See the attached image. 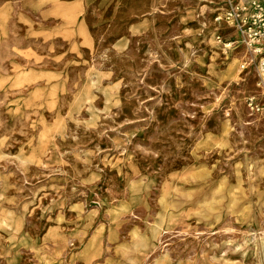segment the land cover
Instances as JSON below:
<instances>
[{
    "label": "rangeland",
    "instance_id": "rangeland-1",
    "mask_svg": "<svg viewBox=\"0 0 264 264\" xmlns=\"http://www.w3.org/2000/svg\"><path fill=\"white\" fill-rule=\"evenodd\" d=\"M225 7L0 0V264H264V91Z\"/></svg>",
    "mask_w": 264,
    "mask_h": 264
},
{
    "label": "built area",
    "instance_id": "built-area-1",
    "mask_svg": "<svg viewBox=\"0 0 264 264\" xmlns=\"http://www.w3.org/2000/svg\"><path fill=\"white\" fill-rule=\"evenodd\" d=\"M223 21L235 33L234 38L224 39L216 36V41L224 49L244 51L241 70L254 68L258 86L264 91V3L262 0H225ZM247 107L251 114L263 111V106L248 98Z\"/></svg>",
    "mask_w": 264,
    "mask_h": 264
},
{
    "label": "crops",
    "instance_id": "crops-1",
    "mask_svg": "<svg viewBox=\"0 0 264 264\" xmlns=\"http://www.w3.org/2000/svg\"><path fill=\"white\" fill-rule=\"evenodd\" d=\"M263 1V3H264V0H262ZM234 35V34H233Z\"/></svg>",
    "mask_w": 264,
    "mask_h": 264
}]
</instances>
